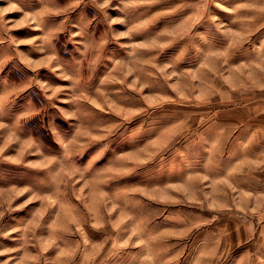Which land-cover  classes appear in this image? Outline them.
Here are the masks:
<instances>
[{"label":"rangeland","instance_id":"obj_1","mask_svg":"<svg viewBox=\"0 0 264 264\" xmlns=\"http://www.w3.org/2000/svg\"><path fill=\"white\" fill-rule=\"evenodd\" d=\"M0 264H264V0H0Z\"/></svg>","mask_w":264,"mask_h":264}]
</instances>
